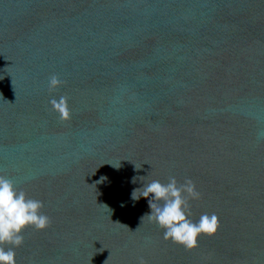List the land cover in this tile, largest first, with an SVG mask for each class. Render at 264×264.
Wrapping results in <instances>:
<instances>
[{
	"label": "water",
	"instance_id": "obj_1",
	"mask_svg": "<svg viewBox=\"0 0 264 264\" xmlns=\"http://www.w3.org/2000/svg\"><path fill=\"white\" fill-rule=\"evenodd\" d=\"M0 175L51 219L16 264H264V0H0ZM169 176L194 250L132 199Z\"/></svg>",
	"mask_w": 264,
	"mask_h": 264
},
{
	"label": "clouds",
	"instance_id": "obj_2",
	"mask_svg": "<svg viewBox=\"0 0 264 264\" xmlns=\"http://www.w3.org/2000/svg\"><path fill=\"white\" fill-rule=\"evenodd\" d=\"M63 84L64 81L56 74H52L48 78V91L51 93ZM49 104L61 122L71 119L72 112L67 96L53 98ZM149 196L151 212L145 214L142 221L147 217L149 222L163 229V238L166 241L190 251L198 247L200 236L211 237L218 231L219 218L215 213L211 215L204 213L195 222L190 218L192 215L190 202L200 199L201 196L190 178H185L183 183L178 182L174 176H169L167 183L152 180L132 193L134 201ZM43 207L42 201L29 198L11 179L0 175V264H16L14 249L22 246L23 232L27 228L42 231L50 227L51 219L42 212ZM138 264H146L143 257L139 258Z\"/></svg>",
	"mask_w": 264,
	"mask_h": 264
}]
</instances>
